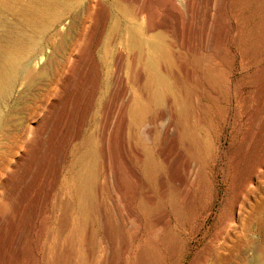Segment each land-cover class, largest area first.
Instances as JSON below:
<instances>
[{
  "label": "rangeland",
  "instance_id": "rangeland-1",
  "mask_svg": "<svg viewBox=\"0 0 264 264\" xmlns=\"http://www.w3.org/2000/svg\"><path fill=\"white\" fill-rule=\"evenodd\" d=\"M65 1L53 15L40 12L46 0H0V61L3 50L14 42L23 45L24 64L31 69H40L50 60L43 79L34 83L25 97L21 98L23 71L9 95L4 99L0 96V167L8 163L12 169L1 171L0 211L7 208L2 204L6 183L10 182L7 188L13 186L18 205L11 208V217L0 219V227L4 235H10L14 249L3 264L15 258L24 232L29 191L19 179L26 168L34 167L35 159L36 166H46L54 113L80 92L92 71L98 86L93 116L77 141L78 155H69L64 173L75 176L81 172L83 162L86 164L83 157L92 150L93 160L86 166L98 170L100 193L97 190L93 195V215L85 210L77 230L72 229L77 206L67 209L70 227L61 236L58 259L56 239L44 234L37 264H200L212 249L225 217L231 222L229 231H234L237 223V229L241 228L236 200L242 175L243 260L239 254L237 264L264 258V226L257 225L264 220V167L259 172L260 183L249 181L255 165L252 143L256 137L249 133L248 126L250 113L258 110L251 100V92L260 87L253 75L264 66V0H189L194 9L210 8L213 13L211 30L203 41L202 31L187 29L191 7L181 0L176 1L177 7L173 0ZM169 8L177 9V15H170ZM167 17L172 23L169 37L148 32V27L160 25ZM227 30L229 35L224 38ZM132 34L146 38L154 35L153 39L161 43L167 52L164 66L174 85L169 97L180 100L181 106L171 100L170 110L168 96L161 105L149 100L140 121L125 129L121 106L131 94L136 70L131 59L134 46L129 44ZM195 53L202 55L203 63L194 58ZM142 71L145 79L148 71ZM182 110L194 137L190 150L175 136L174 125L172 130L167 129L169 120L175 123ZM8 112L5 123L3 116ZM187 158L194 167L190 191L181 184L189 175L184 168ZM147 164L150 170L145 180ZM205 173L208 183L201 189ZM111 194L123 214L125 207L118 197L131 202L140 225L136 238L132 233L134 223L121 224ZM143 194L146 196L141 206L138 202ZM61 212L62 199L55 212L41 210L35 230L43 225L58 229ZM172 240L178 243V260L171 257ZM43 253L47 255L45 261ZM140 255L145 260L139 261ZM18 263L24 264L23 259Z\"/></svg>",
  "mask_w": 264,
  "mask_h": 264
},
{
  "label": "bare ground",
  "instance_id": "bare-ground-1",
  "mask_svg": "<svg viewBox=\"0 0 264 264\" xmlns=\"http://www.w3.org/2000/svg\"><path fill=\"white\" fill-rule=\"evenodd\" d=\"M176 1L177 0H173V3L177 7ZM181 2L182 4L185 2L188 8L191 7V5L188 4L189 0H181ZM65 3V0H46L40 9V12L48 11L53 15H56L58 13L59 6H65ZM168 11L170 15H177V9L175 8H169ZM213 21L214 16L210 8L194 9L191 7L188 11L187 29L189 31H202L201 41H203L207 36L206 34L211 30L209 27ZM171 25L172 23L167 17L166 20L160 25L152 29L151 27H148V32L149 30L157 31L154 33L155 35L161 33L166 35V37H169ZM228 35V30L223 32L224 38H227ZM152 36L146 38L143 37L142 34H132L129 38V44L134 46V48L131 46V52L133 51V56H131V59L133 64L136 66V70L133 73L131 79V94L127 99V102L123 103L121 106V110L124 115L123 124L125 129H130L134 121H140L141 117L147 111L146 103L149 100L153 101L155 105H161L165 102L166 96L169 97V93L173 92L174 89V85L170 81L167 69L164 66V63L167 60V52L161 43L155 41L153 39L154 37ZM262 36L264 39V31L262 32ZM9 46L10 44L6 49L3 50L5 52L3 53L2 59L0 61V96L4 99L9 95V93L13 90L16 77L21 71H23V73H21L24 74L25 79V85L22 90L23 95L21 96V98H23L27 95L28 90L34 83L43 79L45 75V69L49 66L50 60L47 61L40 69H31L29 66L24 64L25 52L23 45L21 43L14 42L10 47ZM25 49H29V45H27ZM194 58L199 59L200 63H203L202 55L200 53H195ZM142 68L148 71L147 77L145 79L143 78ZM88 76L90 78L87 79L85 84L81 86L80 92L75 96L69 97L68 101L57 108L54 113V120L51 122V133L49 134L50 153L48 155V160L45 162L46 166L43 168L36 166L37 163H35V159L33 160L34 167H28L24 170V174H20L21 178L19 179V183L23 184V186H25L29 191L28 195L25 197L26 203L23 214L25 220L22 224L24 232L19 237V245L15 252V258H12L11 262L8 264H19L18 259H23L24 264H37V255L39 254L40 249L39 244L44 237V234L48 237L56 239L57 248L55 249V254L57 255L58 259L61 236L64 234V230L70 227L67 209L70 207L72 208L74 204L77 206V215L75 216L72 223L73 230H77L78 221L81 217V214H83L85 210L88 214L93 215V195L95 191L96 194L97 190L99 192L100 186H97L98 170L96 168L86 166L87 162H89L91 159L93 160L92 150L87 152L85 157H83V160L86 162V164L84 162V166L80 164L79 167L83 166L79 169L81 172L77 173L75 176L71 175L69 172L64 173V166L69 155L71 153L75 155L77 153L78 155L79 150H77V148L80 143L77 141L80 138L84 126L89 121L91 116H93V110L97 100L98 86L95 71H92V76L90 73H88ZM253 76L254 83L258 82L260 87L259 89L253 90L251 92V100L254 104H256V108L258 110L255 109L248 117V126L251 127L249 133L256 137V140H254L252 143L253 149L255 148V153L253 154V163H255V165L249 172V181L256 179L260 183L259 172H261L262 168L264 167V66ZM171 100L172 99L170 97L166 100L170 110H172L171 104L173 102H177L178 106H181L180 100H172L173 102ZM185 114L186 111L182 110L179 115H177L175 123L172 120H169L167 129L172 130L174 125L175 136L178 135V137L184 142L187 150H190L192 143L191 141L194 139V137L191 134L188 124L185 122ZM8 116L9 112L3 116V121L5 123L9 119ZM260 146L263 147L262 151ZM109 150L110 149H108L107 152H109ZM104 154H106V152ZM189 159L186 161L184 166L186 171L189 173L188 179L181 181V184L187 191L191 190L192 181L190 178L194 172V167L191 168V160ZM77 161H79L78 158ZM2 170L12 172V169L9 168L8 163H3L1 165L0 175ZM148 170H150V165L147 164L145 166L146 173L143 172V177L145 180L147 172H149ZM15 172H17V169ZM8 177L9 180H12V173ZM201 182H203V184L200 185V188L202 189L208 183L206 173ZM8 185H10V182L3 185L5 195L2 198V204L7 208L4 211H0V219L3 218V216L11 217V208L13 209V207H18L16 204L17 201L13 197V186L7 188ZM122 193L124 194V192ZM145 196L146 195L143 194L140 201L138 202L139 205H144ZM111 198L114 201L112 202L114 203L113 205L115 206V209H118L117 213L120 216L119 219H121V224L131 225L134 223V229L132 226V233L135 236L134 238H136V233L139 230L140 225L138 223L139 221L137 222L136 213L133 210L131 202L118 197L117 200L122 203L123 207H125L123 209V214V212H120L121 210H119V207L116 208V197L112 195ZM61 199L62 212L59 215V228L55 229V227H52L46 229L43 225L40 227L39 231H36L35 224L40 217L41 210H47V212L52 210L55 212L58 201ZM45 204H49L51 208L48 207L46 209V206L44 207ZM236 204L241 210V214L237 219L239 224H241V228L237 229V223V226L235 225V230L229 231L231 222L225 217L220 224L219 230L216 232V235L213 238L214 243L212 244V249L207 250V253L203 256L200 264H234L235 262L237 264L239 262H237L236 259H238L237 256H239V254L240 258L243 260V175L241 177V186L237 192ZM44 218L45 217H43V219ZM121 224L120 227L122 228ZM257 225L263 229L264 220H259ZM4 233V229L0 227V264H3L4 259L9 256L10 252L14 251L12 248L10 235L8 233L4 235ZM77 233L78 232L73 234V236H77ZM73 236L72 238L75 239ZM46 243L47 241L44 242V246H46ZM171 248L173 252L171 254L172 259L178 260L177 255L179 252L177 253V241L172 240ZM139 250H142V246H140ZM46 256L47 255L43 253V261H45ZM141 259L145 260L144 255L139 256V261ZM159 264L161 263L159 262ZM190 264L195 263L192 261ZM251 264H264V258H261V260L254 259L251 261Z\"/></svg>",
  "mask_w": 264,
  "mask_h": 264
}]
</instances>
